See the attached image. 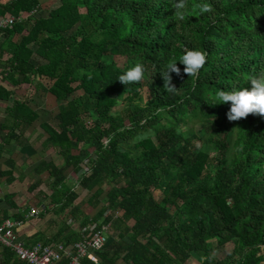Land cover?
I'll use <instances>...</instances> for the list:
<instances>
[{
    "label": "trees",
    "instance_id": "obj_1",
    "mask_svg": "<svg viewBox=\"0 0 264 264\" xmlns=\"http://www.w3.org/2000/svg\"><path fill=\"white\" fill-rule=\"evenodd\" d=\"M204 2L212 12L201 15ZM184 3L179 21L175 0H58L48 9L40 0H0V18L21 14L0 28V100L11 101L3 140L18 141L44 115L42 146L62 159L34 168L50 190L35 194L34 206L39 194L46 201L38 218L58 223L47 241L37 233L30 245L71 247L109 223L98 263L78 264H191L193 255L197 264H264V116L229 121L228 103H207L264 72V0ZM190 48L206 52L205 64L193 82L177 61L170 92L160 72ZM134 60L154 73L124 85L117 78ZM40 93L53 103L37 111L29 101ZM134 98L122 115L111 110ZM68 173L86 191L79 204L97 208L104 185L107 203L84 212ZM211 240L233 247L213 257Z\"/></svg>",
    "mask_w": 264,
    "mask_h": 264
},
{
    "label": "crops",
    "instance_id": "obj_2",
    "mask_svg": "<svg viewBox=\"0 0 264 264\" xmlns=\"http://www.w3.org/2000/svg\"><path fill=\"white\" fill-rule=\"evenodd\" d=\"M47 101L48 105L53 103L52 99L48 98L46 100L42 98L41 100L35 97L32 101H29V105L38 111L46 106ZM10 104V100H0V218L19 219L24 217L30 206H34L36 202L35 194L38 190L50 194V190H48L44 183L46 173L41 171L36 174L34 168L42 159H52V161H54L56 153L42 147V138L40 136L44 134V131L39 125L42 121L41 116L34 121L32 126L18 141L15 139H9V141L3 140L4 136L7 134L6 129H8L10 125L9 117L5 113V106ZM7 158L13 160L12 167L5 164ZM39 179L42 183L29 191V183L31 181L36 182ZM42 196L43 195L39 194L37 198L38 201H40L38 206L41 207L43 206L40 203L46 202ZM38 217L39 216L22 219V224L17 228L19 237L27 245L33 243L31 240H33L37 233H40L41 237L44 236L43 240L47 241L51 233H54L57 228V222L56 224H54L55 222L52 223L55 217H49V215L43 216V218ZM47 219L48 221H46ZM70 227L76 229L77 224L75 226V224L72 223ZM3 253L4 247L0 245V264H21V262H23L18 260L14 254L11 258L5 260Z\"/></svg>",
    "mask_w": 264,
    "mask_h": 264
},
{
    "label": "clouds",
    "instance_id": "obj_3",
    "mask_svg": "<svg viewBox=\"0 0 264 264\" xmlns=\"http://www.w3.org/2000/svg\"><path fill=\"white\" fill-rule=\"evenodd\" d=\"M184 0H175L176 19L184 21L186 12L184 11ZM198 12L201 15L212 12V6L208 2L200 4ZM206 52L199 48L184 50L179 56L172 54L166 62L164 69L160 72L164 80V87L168 91L174 92L176 87L170 84V73L180 74L181 69L177 67V61L183 65V72L187 77H191L193 82L199 76L201 68L206 61ZM156 72V71H155ZM154 73V72H153ZM153 73H149L145 64L140 60H134L132 65L117 79L126 85L139 82L146 76L151 78ZM209 104L228 103L229 107L226 117L229 121L245 118L248 114H259L264 116V72L258 73L249 78L247 86L233 87L230 90H217L209 97ZM101 242L93 241V247L99 248Z\"/></svg>",
    "mask_w": 264,
    "mask_h": 264
},
{
    "label": "built area",
    "instance_id": "obj_4",
    "mask_svg": "<svg viewBox=\"0 0 264 264\" xmlns=\"http://www.w3.org/2000/svg\"><path fill=\"white\" fill-rule=\"evenodd\" d=\"M21 15L6 16L0 18V28L10 27ZM42 210L41 206H30L23 218H0V245L8 248L16 258L26 264H62L64 257L68 258L67 264H78L79 258L85 257L93 263H98L96 251L104 248L110 235L109 223L102 224L88 237L71 244V247L63 243L45 244L37 242L27 245L21 242L17 228L22 224L24 218L36 217ZM99 240L101 246L93 247V241Z\"/></svg>",
    "mask_w": 264,
    "mask_h": 264
},
{
    "label": "rangeland",
    "instance_id": "obj_5",
    "mask_svg": "<svg viewBox=\"0 0 264 264\" xmlns=\"http://www.w3.org/2000/svg\"><path fill=\"white\" fill-rule=\"evenodd\" d=\"M41 1V4H42V6L43 7H45L46 8V6H47V9L51 6V4H53L52 6L54 7V6H56L57 5V3H58V0H56V2H54L55 0H40ZM41 14H47V10L46 9H44V10H42V12H41ZM19 15H21V14H19ZM119 62L120 61H123V59L122 58H118L117 59ZM42 82H45V81H42ZM45 85V84H44ZM143 92H144V89H143V91H142V94H143ZM80 92H75V93H73L72 95H70L69 97H74V96H76V95H78ZM42 95L43 94H41L40 93V95H36V96H34V98L35 97H37V99H41L42 100ZM46 99V98H45ZM140 100V99H139ZM136 101V98H134L131 102H122V103H120V104H117V105H115V106H113L112 108H111V110L112 111H116V112H119L120 113V115H122L123 114V109L124 108H132V102H135ZM48 102V101H47ZM43 108V107H42ZM45 108V107H44ZM45 111H42L41 113L42 114H45L44 113ZM93 114V113H92ZM41 115V114H40ZM94 115V114H93ZM48 117V116H47ZM42 118H46V116H44V115H42ZM43 147V146H42ZM44 149L45 148H47V149H49V146H46V147H43ZM210 155L212 156V153H210ZM55 159H54V161H55V163L57 164V165H60L61 163H62V159H61V157L58 155V153H56V155H55V157H54ZM79 178H80V175H78L77 176V174L76 175H74V174H67V183L68 184H73L74 185V189L75 190H77L78 192H79V196H78V198L75 200V202H77L78 204H79V202H80V199H82V200H86V198H87V194H86V191L85 190H81L80 189V186H79ZM42 186H44V185H42ZM46 188V187H45ZM103 189H104V194L100 197V203L97 205V208H95L94 209V207H92L91 205H89V204H86V205H84V204H79V206L81 205V207L80 208H84L83 210H84V212H87L88 214H94L99 208H100V206H104L106 203H107V197H106V191H107V189H108V187L106 186V185H104L103 186ZM154 196H155V198H159L160 196H159V194H158V192H154ZM82 210V209H81ZM101 219L99 220V222H101L102 220H103V218L102 217H100ZM58 223V222H57ZM74 224H75V226H76V224H78L77 222H74ZM94 225V224H93ZM110 225V224H109ZM111 229V225H110V228H109V230ZM21 239V238H20ZM21 242H23L24 244H26L22 239L20 240ZM211 243H212V250H211V252H212V256L213 257H217V258H223L224 256H225V254L227 253V252H230V250L232 249V247H233V244L231 243V242H228V243H226V244H224L223 246H219V245H216L215 244V240H211ZM263 250H264V248H263ZM100 251V250H99ZM13 253V252H12ZM14 254V253H13ZM193 259L191 260V262H193V263H191V264H197V256L196 255H193V257H192Z\"/></svg>",
    "mask_w": 264,
    "mask_h": 264
}]
</instances>
